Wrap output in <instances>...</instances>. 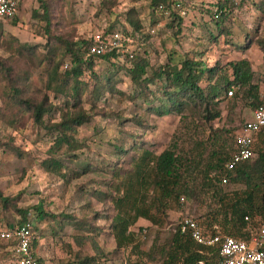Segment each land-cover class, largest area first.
<instances>
[{"label": "rangeland", "instance_id": "rangeland-1", "mask_svg": "<svg viewBox=\"0 0 264 264\" xmlns=\"http://www.w3.org/2000/svg\"><path fill=\"white\" fill-rule=\"evenodd\" d=\"M46 1L50 7L51 35L78 44L102 36L108 30L130 32L127 13L136 10L143 29L138 43L126 50L147 57L154 70L166 64H179L185 57H195L207 67L216 64L225 67L231 80L229 62L246 60L253 72L252 84L259 88V102L264 103V52L260 48L264 44V17L256 7L262 0H229L231 7L216 22L212 20L213 12L221 0H174L182 4V9L155 15L149 8L150 0H111L110 12L102 7L101 0ZM21 3L16 25L6 23L0 33V61L3 62L0 67V193L4 200L12 199L7 208L0 204V228L15 225L22 219L17 210H28L26 219L33 223L37 238L34 253L41 264H79L86 258L96 260L94 264H162L163 254L182 217L207 216L209 222L218 210L214 192L232 198L233 192L246 189L247 180L239 177L234 183L236 174H232L226 185L216 182L209 190L203 184V171L214 151L221 150L231 156L235 133L252 119L251 101L240 95L224 99L221 94L216 107L221 117L210 123L201 115L189 112L185 117H158L147 111L148 104L141 97H136L137 89L123 69L97 62L96 80L84 78L89 87L82 95V108L86 112L93 109L99 112H92L95 115L90 121L73 134L82 147L74 151L62 147L53 155L50 153L53 132L35 125L28 117L29 112L25 113L21 105L14 103L13 88L22 91V98L46 99L52 105V112L44 116V124L58 123L61 115L71 110V103L66 105L67 99L47 91L49 61L38 67L37 60L32 64L17 55L18 46L34 47L42 54L48 45L45 22L32 18L37 3L35 0ZM173 11L180 15V22L173 21ZM4 37L6 40L14 37L16 41L8 45ZM55 45L61 54L63 66L59 72L62 73L68 58L59 43ZM24 72L29 77L22 79ZM109 74H115L111 80L114 91L109 92L107 85L103 95L96 99L93 85L104 82V76ZM154 105L159 103L155 101ZM134 119H140L143 126H137ZM258 138L255 137L253 158L246 163L249 173L251 169L254 173L258 169L257 147H261L257 145ZM117 146L126 153L118 154ZM138 147L154 157L173 149L179 160L178 173L192 195L182 205L162 200V209L157 202L159 195L150 186L141 201L146 199L143 207L151 210L159 224L139 220L129 229L136 234L139 247L116 250L110 222L118 209L111 198L117 193L119 183L112 173L117 170L128 177L142 154ZM50 157L60 160L62 168L56 172L45 170L42 162ZM252 176L258 179L257 184L264 182L258 172ZM122 193L121 188L119 195ZM35 207L56 219L36 220ZM62 216L69 217L70 223L62 226L60 222L65 218ZM216 217L215 223L221 228V213ZM74 221L84 224L78 228ZM258 224L264 225V221ZM8 250L7 244L0 242V264H12Z\"/></svg>", "mask_w": 264, "mask_h": 264}, {"label": "trees", "instance_id": "trees-1", "mask_svg": "<svg viewBox=\"0 0 264 264\" xmlns=\"http://www.w3.org/2000/svg\"><path fill=\"white\" fill-rule=\"evenodd\" d=\"M101 1L102 7L107 12H110L111 0ZM35 2L38 7L33 10L32 18H39L45 22L48 45L44 46L45 52L42 54L38 53L34 47L18 46L17 55L25 61L30 60L32 64L37 60L38 67L44 61H49L51 68L48 73L46 89L55 95H60L67 99L66 105L71 103V110L64 112L58 123L44 124V116L52 112V105L47 103L46 99L22 98V91L18 88H13L14 103L19 106L21 105L25 113L29 112L28 117L33 120L35 125L46 131L53 132L51 135L52 146L50 148V153L53 155L59 152L62 147H66L69 151L82 147L75 140L73 134L77 128L87 124L92 115L99 112L96 109L86 112L82 108V95L89 87V83L84 81V78L88 77L89 80H96L97 74L95 69L97 62L101 61L110 63L116 70L118 68L123 69L126 76L137 89L136 97H141L142 101L148 104L147 111L151 114H156L158 117L169 115L185 117V113L189 112L190 115H201L207 123L214 122L221 117V112L216 108L221 94L224 95V99L229 100L235 99L239 95L243 96L245 99L251 101V107L254 109L259 105H264V103L259 102V88L258 85L252 84L253 72L249 62L246 60L229 62L227 67L228 71H231L232 77L229 80L225 67H219L218 64L213 67H207L201 60H197L195 57H185L179 64H166L154 70L147 57L137 55L134 51L131 53H121L119 50H114L105 55L92 56L87 52L90 44L89 40L78 44L62 40L59 37H53L50 32V7L47 1L35 0ZM21 4L20 2L17 12L20 11ZM230 7L231 2L229 0L219 1L215 5L216 10L213 12L212 20L216 22L217 19H221L226 15L225 13H227ZM256 7L264 17V0L260 1ZM149 8L152 15L165 14L169 9H173L174 11L177 8L182 9V4L174 0H150ZM174 11L171 14L173 21L177 20L180 22V15H176ZM17 15L18 13L13 18L0 23V33L4 24L11 23L12 25H16ZM126 20L131 31L124 30L121 33L131 40L130 45L136 44L139 41V33L143 29L138 20L137 11L134 9L129 10ZM113 32L116 31H104L102 36L105 37ZM3 39L8 45L16 41L14 37L10 40H6L5 37ZM53 40L59 43V47L62 48L63 54L68 58L67 61L70 64L67 68H63L62 73L59 72V68L63 66L61 54L55 45L56 42L50 43ZM260 46L261 51L264 52V44H260ZM2 63L0 61V67L3 66ZM112 73L114 72L112 71ZM114 75H105L103 78L104 82H95L92 93L96 94V99H99L103 95L107 85L109 92L114 91L111 82ZM26 77H29V75L24 72L22 79ZM67 85L69 87L65 90V86ZM150 86H155V90H151ZM231 87L236 89L233 98L227 97V91ZM155 101L159 105H154ZM92 112L95 114H92ZM133 121H135L137 126H143L140 119H134ZM257 136L259 137L257 145L261 147H257L259 154L258 165L256 167H258L259 179H262L264 178V128ZM115 150L118 154L123 155L126 153L120 146L115 147ZM138 150L142 151V154L139 156V161L134 163L132 172L128 177L117 170L112 173V177L119 183L117 193L111 198L114 201V207L118 209V212L111 218L110 222L111 234L116 243V250L139 247L136 234L129 230L139 220L148 221L152 225L159 224L158 219L151 214V210L143 207L146 206V199L141 201L143 199L142 194H147L150 186L157 192V196L159 195V199H156L162 209H164V206L160 203L162 200H165L164 203L171 200L177 203V205H181L180 198L183 197L185 201L186 198L192 195V191L184 184V179L178 173V168L180 167L179 160L173 149H167L156 157L148 151L141 150V147H138ZM229 159L230 155L221 150L214 151L209 156L203 171V184H206L207 189H212L216 185V182H218L216 178L211 177V174L218 172L219 175H222L224 173L223 166ZM246 163L237 166L228 175L229 182L231 181L232 174H236L234 179H232L234 183L238 182L239 177L246 179V189L241 192H233L231 194L232 198L227 194L217 195L214 192V196L217 198L215 199L218 210L211 215L210 221H207V216L204 218L192 217L201 228L211 231L212 234L218 232L248 241L253 232L261 226L258 223L264 221V182L262 181L261 184H257L258 179L255 180L252 176L257 172L254 173L251 169V173H249L250 168ZM42 166L49 172H56L62 168L60 160H56L53 157L44 160ZM121 188L123 193L119 195ZM11 202L12 199L7 198L4 200L0 193V204H2L3 208H7ZM127 206H129V209ZM34 210L36 211L34 216L36 220H40L41 218L56 219L55 216L45 213L38 207H35ZM156 211H159V207L156 208ZM17 212L22 217L17 224L20 225L26 222L28 210H17ZM219 213L222 215L221 228L215 223L217 221L216 215ZM64 217L62 216L61 218ZM245 217H248V221H245ZM255 217L258 220H254ZM68 219L70 218L65 217L60 222L62 226L70 223ZM65 220L67 222H64ZM74 223L76 227L80 228L81 221L79 223L74 221ZM34 231L35 228L33 226V251H35L37 246V238ZM0 242L6 243L10 252L13 242L6 240H0ZM163 255L164 260L162 264H219L220 259L217 247L198 245L190 238L189 234H181L179 231H174L167 245V250H165ZM37 262L41 264L39 259H37ZM95 262L96 260L94 259L86 258L79 264H94Z\"/></svg>", "mask_w": 264, "mask_h": 264}, {"label": "built area", "instance_id": "built-area-1", "mask_svg": "<svg viewBox=\"0 0 264 264\" xmlns=\"http://www.w3.org/2000/svg\"><path fill=\"white\" fill-rule=\"evenodd\" d=\"M22 0H0V23L13 18L18 12V5ZM87 52L92 56H101L119 50L126 53V48L131 40L121 32L116 31L107 36H96L92 38ZM70 64H64L67 68ZM235 88L231 87L227 95L234 97ZM227 96V97H228ZM264 128V105L257 106L252 112V119L246 121L241 129L234 135V151L230 159L224 164L222 175L218 172L211 174L221 185L229 182L228 175L234 169L250 161L253 158L255 137ZM180 198V204L184 203ZM248 221V217H245ZM175 231L181 234H189L190 238L198 245L206 247H217L219 264H264V225H261L251 235L248 241L240 240L232 236L214 233L199 226L192 217H182ZM33 225L30 220L23 224H15L0 228V240L13 242L11 247L12 264H38L36 255L32 250Z\"/></svg>", "mask_w": 264, "mask_h": 264}]
</instances>
